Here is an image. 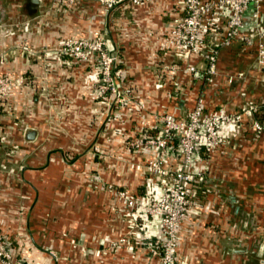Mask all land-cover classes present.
Wrapping results in <instances>:
<instances>
[{
  "label": "crops",
  "instance_id": "crops-1",
  "mask_svg": "<svg viewBox=\"0 0 264 264\" xmlns=\"http://www.w3.org/2000/svg\"><path fill=\"white\" fill-rule=\"evenodd\" d=\"M10 1L5 11L3 7ZM49 1L52 0L34 4L32 0H0V23L5 17H16L17 12L26 23L33 20L31 27L18 37L0 33V53L19 46L22 38H27L28 46L36 50L57 49L63 35L90 36L102 29L122 56L124 75L119 82L128 94L145 104V109H138L133 101L116 108L111 101L115 96L110 101L100 100L94 90L97 77H89L86 66L76 67L74 77H40V64L31 63L30 58L19 53H12L0 65V71L34 75L25 78L21 89L13 88L0 104V124H7L15 135L6 139L7 144L19 147L16 154L7 152L0 158L5 163L0 169V227L3 235L21 246L18 255L25 264H51L52 256L35 244L45 240L44 236L28 233L26 228L33 224L31 218L37 216L39 224L43 220L39 211L44 210L43 199L48 193L60 190L56 196L67 195L62 188L54 190L62 175H71L75 180L70 187V202L77 207H94V192L88 181L96 167L103 177H113L130 191L141 194L147 182L140 166L154 158L158 149L133 152L128 145L132 137L136 140L144 133L161 135L156 118L159 113L186 117L198 95L203 96L207 113L238 112L264 94V65L255 61L259 41H264V0L258 19L253 17L254 5L246 14L252 43L238 39L232 46L220 47L217 71L212 76L207 74L206 61L194 56L191 61L198 65V78L186 69L187 61L166 48L172 21L182 14L181 0H143L140 4L126 0L111 11L99 0H79L80 12L64 8L60 18L53 11L44 15V3ZM219 25L223 28L224 21ZM210 39L213 44L214 38ZM241 72L243 79L238 78ZM230 77L235 81L229 82ZM48 94H52L51 101ZM58 96L67 99L64 119L58 117ZM100 129L102 138L98 144H102V154L90 150L80 154L81 148L94 144ZM111 134L114 137L110 138ZM68 148L78 153L71 157L74 160L70 161V155L65 153ZM111 148L117 151L113 155L119 162L114 161ZM198 165L204 176L192 184L193 208L179 232L178 259L189 264H264V137L254 139L247 132L240 134L212 154L203 153ZM83 194H91L93 201L83 202ZM21 206L33 208L30 219L19 212ZM69 221L85 232L72 233L73 241L89 245L98 240L89 232L93 219L72 217ZM127 239L136 245L128 244L114 256L103 252L84 258V251L71 247V264L157 262L142 248L141 236ZM61 248L65 247L61 244L58 249ZM69 253L65 249L62 256Z\"/></svg>",
  "mask_w": 264,
  "mask_h": 264
},
{
  "label": "rangeland",
  "instance_id": "rangeland-1",
  "mask_svg": "<svg viewBox=\"0 0 264 264\" xmlns=\"http://www.w3.org/2000/svg\"><path fill=\"white\" fill-rule=\"evenodd\" d=\"M101 5H103L107 11L113 10L115 7L119 6L121 3H117L113 8L108 9L105 4L102 2V0H99ZM12 3V1L7 2L4 5V10L6 11L7 6H9ZM79 0H52L48 3H44V15L47 14L49 11H53L55 13V16H58V18L62 17L64 8L67 9L69 12H77L78 6H79ZM57 5L55 8L54 5ZM78 5V6H77ZM76 7V8H74ZM77 9V10H76ZM21 10V8H19ZM261 10V6H260ZM78 12H80L78 10ZM16 17L13 18H7L5 17L3 21L0 23V33H2L6 37L15 36L18 37L19 34H22L24 31L28 30V27H31V24L33 20H30L32 22L26 23L25 20H23L21 17V13L16 14ZM21 16V17H20ZM85 18V17H84ZM44 23V21H43ZM47 24V21H45ZM43 26L47 27L45 24ZM100 31V35H95L97 32ZM103 36L106 42L107 46H109L110 51H112L118 58V62L116 64L115 70L121 69V77L124 75V69L121 67L122 63V56L118 49L115 47H112L110 40L108 36L104 33L102 29H97L93 32L90 36H76L73 34L69 35H63L61 36V44L58 46L57 49H50L47 47H41V49H34L30 46H28V39L22 38L20 40V45L15 47L11 51H4L0 53V65H4L10 58L12 53L13 54H23V56L30 58V62L33 63H39L40 68L42 71V74L40 77H74L73 73L76 67L80 66H86L88 67L87 73L89 72V77H103L102 71H103V65L104 61L102 59L101 53L97 49H93L95 46L96 41L93 40L95 38ZM95 37V38H94ZM102 37V38H103ZM85 40L87 41V46L84 48L80 54H76L72 50V45H75V43L78 44L79 41ZM262 42V40L259 41V43ZM26 43V44H25ZM258 54V51H257ZM257 57V55H256ZM256 61V60H255ZM0 77H16V78H26V77H34V75L31 73H13L8 71H0ZM87 77V76H85ZM19 78V79H20ZM205 78V77H204ZM208 77H206V80ZM239 78V77H238ZM244 77H241L239 79H243ZM121 79V78H120ZM119 79V81H120ZM235 81V80H234ZM233 81V82H234ZM124 82H127V79H124ZM105 83L101 79H96V82L94 83V90L100 95L101 91L103 90V87ZM123 83L119 82L118 88L120 91H122L123 95L121 97H118V94L112 95L115 96L114 99L111 101L112 104L117 108L118 106L127 105L130 102H136L138 109H145V104L137 98H133L131 94H128L125 88L123 87ZM23 86V83L21 86H17L16 89H21ZM113 94V93H111ZM49 98L51 97L50 94ZM111 96V97H112ZM100 100H103V97L99 96ZM198 97H203L202 95H198ZM197 97V98H198ZM52 98H50L49 101H51ZM119 99H122L121 101ZM7 100V97L4 98L3 102ZM264 100V94L256 101H253L254 103L261 105L262 101ZM110 101V100H107ZM68 107L67 99H65L62 96H58V117L65 118L67 113L63 112L65 107ZM189 115V114H188ZM188 115L186 117H183L181 119H187ZM114 115H112L113 118ZM158 116V115H157ZM254 118L258 121H264V110L262 106L259 107V110L254 114ZM66 133H70V130H65ZM102 130L100 129L97 132V135L95 136L94 144L84 146L80 149V154H87L90 152L93 153H101L103 151L102 144H98L99 140L102 137H99L101 135ZM249 133L253 136L254 139H261V137H264V133L257 134L252 133L249 131H241V134L243 133ZM119 132L116 134L118 135ZM15 135L12 134V131L7 128V124L2 123L0 124V158L3 154H6L9 152L10 155L16 154V152L19 150V147L17 145H10L7 144L8 138H13ZM114 137L113 134H111L110 138ZM139 139L140 136H138ZM138 139V140H139ZM135 139L130 140L129 147H131L133 152H145L149 149L154 148L153 146H132ZM126 148V147H125ZM177 145L174 147V150L172 151L171 158H173L169 163H165L166 167L169 169V173L167 176H163L161 178H158L155 172L151 171L149 169L150 167V161L154 158L160 157L161 153L158 150V154L154 158H150L147 161H145L144 164H142L140 167L142 169L143 176L146 179V190L141 192V194H135L134 192L130 191L128 188L120 184L116 179L113 177L109 180L105 177H103V174L100 172L99 168L96 167V170L91 172L92 178L88 181V186L90 188V191L94 192V207L90 206L84 207L72 204L73 202L70 195V187L72 186V183L75 182V180L72 178L71 175H62V178L58 179V186L54 187V190H58L59 188H62L64 192L67 193V195H61L56 196L57 193H60V190L57 192H54L53 194L48 193L46 195V198L43 199L45 207L44 210H40L39 213L43 217V220H36V218H31V222L33 221V224L31 223L29 226L27 225V232L31 234H41L44 236L45 240L42 242H36L35 244L37 246H40V248L45 249V251L52 256L50 258L51 264L52 262L55 264H71L72 259L70 256V250L71 247L78 248L80 251H84L82 255H84V258H87L88 255H101L103 252H106L109 256H114L117 254L119 250L124 249L128 244L135 246L136 244L134 242H129L127 238H134L136 235L142 237V248L146 251V253L153 258L156 259V263L158 264L159 258L153 256L152 249L154 245V241H156V237H160L164 239L163 229L164 225L160 221H153L152 219L155 218L152 215H149L148 208L151 206V208L158 210V207H162L164 201L163 197L166 193H168L169 187H175V172L174 170L182 163L181 161V153L177 150ZM219 148V147H218ZM217 148V149H218ZM94 149V150H93ZM216 150V149H215ZM110 152L112 153V156L114 157L115 162H119V159L115 157L116 155H113L117 153V151L113 148L110 149ZM65 153L70 155L69 160H74L71 157H75L78 153L72 151V149L68 148ZM6 158V157H5ZM97 159V156H96ZM98 162V159L96 160V163ZM4 161H0V169H4L2 165H4ZM100 163H98V167H100ZM8 165V164H7ZM113 171V170H111ZM113 174V172H111ZM61 194V193H60ZM59 195V194H58ZM37 198V197H35ZM82 201L87 203V200H92L91 194H83ZM89 198V199H88ZM191 200V207L189 210L188 215L185 217L188 218L189 215L192 213V206L194 198L191 194L190 196ZM36 201V199H35ZM93 201V200H92ZM175 204H177V201H172L171 206L174 207ZM23 209H20L19 212L21 214L27 216V219H30V215L32 217V210H27L24 206ZM32 213V214H31ZM28 214V215H27ZM21 215V216H23ZM89 218L94 220V225H92L90 228L91 230L89 232L92 233V236L94 238L98 237V240L94 243H88L81 241L80 243L77 241H73L70 239L72 233H80L85 234V232L80 231V227H74L71 226L70 219L71 218ZM26 218V217H25ZM33 219V220H32ZM184 219V220H185ZM38 221V222H37ZM67 223L64 224V223ZM183 223V222H182ZM182 226V225H181ZM181 226L179 228L178 234L180 232ZM0 234L3 235L2 229L0 227ZM99 235H102L99 237ZM6 236V235H4ZM9 237V236H7ZM10 238V237H9ZM58 239H63L65 242H58ZM10 241H12L13 246H15L17 253L22 252L21 246L16 243L13 238H10ZM61 244L65 247L64 249H58V247H61ZM20 247V250H18ZM82 247V248H80ZM67 249L69 255H64V250ZM19 251V252H18ZM18 258L21 259V255H18ZM113 259V258H112ZM115 260H117L116 257H114ZM25 261V259L23 258ZM63 262H62V261ZM25 264V262H24Z\"/></svg>",
  "mask_w": 264,
  "mask_h": 264
},
{
  "label": "built area",
  "instance_id": "built-area-1",
  "mask_svg": "<svg viewBox=\"0 0 264 264\" xmlns=\"http://www.w3.org/2000/svg\"><path fill=\"white\" fill-rule=\"evenodd\" d=\"M126 0H102L105 6L110 9L117 3ZM140 4L143 0H132ZM181 15L176 17L171 24L170 35L167 39L166 48L180 59L187 61L186 69L198 78L200 71L198 65L191 61L197 56L207 63V74H216L220 47H229L238 39L252 43L253 35L247 29L246 14L252 5L255 6L253 17L260 16L261 0H181ZM224 21L223 28H220V21ZM100 35V31L95 34ZM98 37L93 49H97L104 61L103 77L105 84L100 96L104 100H110L112 95H123L118 84L121 78V69L115 70L118 62L117 56L110 51L107 42ZM209 37H213V44ZM87 41H79L72 45L76 54L86 48ZM190 61V62H189ZM256 62L264 65V41L258 44ZM243 72L238 77H243ZM20 78V77H19ZM0 77V104L8 97L10 91L25 83L24 78ZM210 78V77H208ZM235 78L230 77L229 82ZM113 93V94H111ZM120 101L122 99H119ZM262 106L254 102L247 103L241 111L228 112L219 111L207 113L203 97L196 99L193 109L189 112L187 119H181L173 113H159L157 121L160 125L161 135L154 136L144 133L136 139L132 146H153L161 155L150 161L149 169L158 178L167 176L169 169L165 163L171 158L172 151L177 145L181 153V164L174 170L175 187L168 189L163 197L162 207L158 210L149 206V215L153 221H160L164 225V239L156 237L152 254L159 258L158 264H189L178 259L179 228L185 217L188 215L192 194V184L204 176L203 170L199 167L198 161L203 153L212 154L218 147L231 139L237 138L241 131L252 133H264V121H258L254 114ZM172 201H177L174 207ZM23 258H18V253L10 238L0 234V264H24Z\"/></svg>",
  "mask_w": 264,
  "mask_h": 264
},
{
  "label": "water",
  "instance_id": "water-1",
  "mask_svg": "<svg viewBox=\"0 0 264 264\" xmlns=\"http://www.w3.org/2000/svg\"><path fill=\"white\" fill-rule=\"evenodd\" d=\"M32 2L34 3V4H37L38 2H39V0H32ZM32 135V134H31Z\"/></svg>",
  "mask_w": 264,
  "mask_h": 264
}]
</instances>
